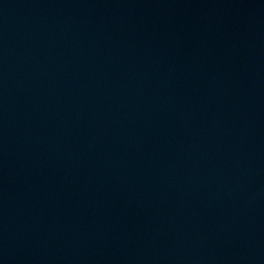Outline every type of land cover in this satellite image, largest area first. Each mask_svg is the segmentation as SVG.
Masks as SVG:
<instances>
[{
  "label": "water",
  "instance_id": "1",
  "mask_svg": "<svg viewBox=\"0 0 264 264\" xmlns=\"http://www.w3.org/2000/svg\"><path fill=\"white\" fill-rule=\"evenodd\" d=\"M0 264H264V0H0Z\"/></svg>",
  "mask_w": 264,
  "mask_h": 264
}]
</instances>
